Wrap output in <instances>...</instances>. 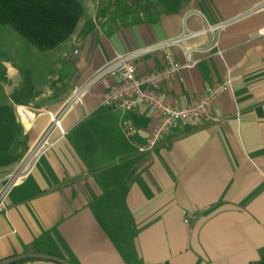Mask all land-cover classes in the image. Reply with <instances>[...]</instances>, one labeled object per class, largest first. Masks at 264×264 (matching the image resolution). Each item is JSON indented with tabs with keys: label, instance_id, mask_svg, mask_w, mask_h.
Listing matches in <instances>:
<instances>
[{
	"label": "crops",
	"instance_id": "obj_1",
	"mask_svg": "<svg viewBox=\"0 0 264 264\" xmlns=\"http://www.w3.org/2000/svg\"><path fill=\"white\" fill-rule=\"evenodd\" d=\"M79 1L85 14L75 32L48 52L57 53L61 66L52 88L35 85L34 67L27 69L35 93L28 106L11 99L26 65L16 52L9 61L1 49L0 190L49 128V113L75 88L119 56L177 36L185 26L197 31L232 20L219 33L188 42L201 49L197 67L163 91L185 104L216 84L229 81L231 89L208 118L177 124L153 150L141 152L152 113L103 105L115 77L91 87L82 105L63 113V133L50 128L48 150L4 196L0 262L41 254L72 264H264V9L252 12L263 0H146L139 8L140 0H123L130 7L123 13L115 7L119 0H111L102 16L101 0ZM163 66L164 54H151L138 61V73ZM19 108L27 109V120ZM124 120L136 128L133 136L124 133Z\"/></svg>",
	"mask_w": 264,
	"mask_h": 264
},
{
	"label": "built area",
	"instance_id": "obj_2",
	"mask_svg": "<svg viewBox=\"0 0 264 264\" xmlns=\"http://www.w3.org/2000/svg\"><path fill=\"white\" fill-rule=\"evenodd\" d=\"M264 9V0L253 10ZM232 20L210 26L201 30L192 31L186 26L177 36L163 41L155 42L134 50L126 55L119 56L111 65L99 71L91 80L82 87L72 91L71 97L64 103L56 113H49L51 124L49 128L36 141L30 151L21 161L18 169L8 176L5 186L0 190V210L3 207V199L9 188L18 184L27 177L33 170L37 160L50 147L49 131L51 127L59 129L62 133L61 118L65 111L82 105L85 93L94 85L108 77L117 78V82L111 86L103 95L102 104L111 106L123 114L136 112L141 107H146L153 115V126L150 129L146 144L141 147V152L153 150L177 124H188L196 122L201 118H208L212 106L231 89L229 81L223 84H216L207 87L203 95L193 102L178 104L170 100L163 91V85L170 82H182V72L197 67L199 63L198 54L201 49L188 45V42L212 33H219ZM259 35L264 36V28L259 30ZM175 48H179L184 56L180 61L175 54ZM155 53L164 54V66L162 69L148 74L138 73V61L148 55ZM18 109L19 118L27 120L29 112L26 110V117H23ZM122 128L127 136H133L136 128L129 120L122 122ZM192 216L187 214L184 223L189 224Z\"/></svg>",
	"mask_w": 264,
	"mask_h": 264
},
{
	"label": "trees",
	"instance_id": "obj_3",
	"mask_svg": "<svg viewBox=\"0 0 264 264\" xmlns=\"http://www.w3.org/2000/svg\"><path fill=\"white\" fill-rule=\"evenodd\" d=\"M143 2L146 0L138 1L136 8ZM112 6L109 3L99 16ZM115 7L121 13L130 9L123 0L117 1ZM84 14L79 0H0V26L10 25L42 53L55 50L69 39ZM34 98L31 73L26 70L20 89L11 94V99L16 105L28 106Z\"/></svg>",
	"mask_w": 264,
	"mask_h": 264
},
{
	"label": "rangeland",
	"instance_id": "obj_4",
	"mask_svg": "<svg viewBox=\"0 0 264 264\" xmlns=\"http://www.w3.org/2000/svg\"><path fill=\"white\" fill-rule=\"evenodd\" d=\"M108 1L111 0H101L99 9L102 10ZM113 14L116 15L118 13L115 12ZM107 17L108 15L106 18ZM96 19H100V17H96ZM2 48H6L7 59L9 61L12 60V53L16 52L19 59L26 65L24 68L25 70L29 67H34V83L37 86L52 88V83H54L53 80L57 76H60L61 66L57 62V53H42L37 51L10 25L0 26V52ZM32 54H35L36 57L34 58L36 59L32 58ZM44 78H48V82H45Z\"/></svg>",
	"mask_w": 264,
	"mask_h": 264
},
{
	"label": "water",
	"instance_id": "obj_5",
	"mask_svg": "<svg viewBox=\"0 0 264 264\" xmlns=\"http://www.w3.org/2000/svg\"><path fill=\"white\" fill-rule=\"evenodd\" d=\"M27 260H41V261H48L55 264H72L66 260L48 256V255H41V254H27L17 257L8 258L0 262V264H18Z\"/></svg>",
	"mask_w": 264,
	"mask_h": 264
},
{
	"label": "bare ground",
	"instance_id": "obj_6",
	"mask_svg": "<svg viewBox=\"0 0 264 264\" xmlns=\"http://www.w3.org/2000/svg\"><path fill=\"white\" fill-rule=\"evenodd\" d=\"M20 113L23 117L26 116V110H24L23 108L20 109Z\"/></svg>",
	"mask_w": 264,
	"mask_h": 264
}]
</instances>
